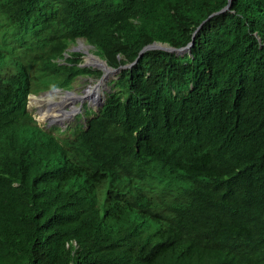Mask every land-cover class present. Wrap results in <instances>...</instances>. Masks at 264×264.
<instances>
[{
	"label": "trees",
	"instance_id": "16d2710c",
	"mask_svg": "<svg viewBox=\"0 0 264 264\" xmlns=\"http://www.w3.org/2000/svg\"><path fill=\"white\" fill-rule=\"evenodd\" d=\"M227 4L0 0V264H264V0ZM78 38L112 67L193 44L47 130L33 84L101 74Z\"/></svg>",
	"mask_w": 264,
	"mask_h": 264
},
{
	"label": "clouds",
	"instance_id": "9594fccd",
	"mask_svg": "<svg viewBox=\"0 0 264 264\" xmlns=\"http://www.w3.org/2000/svg\"><path fill=\"white\" fill-rule=\"evenodd\" d=\"M78 39H80V38H78ZM77 39V40H78ZM76 40V41H77ZM155 42V41H154ZM157 42V41H156ZM153 43V42H152ZM161 43V42H160ZM89 47H91V45H89V44H87L86 43V45H85V48H89ZM71 50H75V51H78V49H71ZM189 50V49H188ZM185 51H187V50H185ZM184 51V52H185ZM184 52H182V53H184ZM82 54H81V57L83 56V58L86 56V55H88V54H91V55H93V56H95V57H97L99 60L100 59H103V58H100L98 55H96V54H94V53H91V52H89L87 49H85L84 51H82L81 52ZM84 54V55H83ZM85 59V58H84ZM106 61V60H105ZM85 63H86V59H85V61H84ZM88 63V62H87ZM133 63H135V60L132 62V63H125V64H130V66L133 64ZM107 64V63H106ZM125 64H122V65H119L118 67H112V66H109L108 64V66L109 67H111V68H113V69H116V68H119V71L122 69V68H127V67H129V66H126V67H121V66H123V65H125ZM80 66H82L81 65V62H80V64H79ZM92 64H90V63H88V65L87 66H82V67H91V68H93V67H95L94 65H92ZM96 68V67H95ZM99 69V68H98ZM100 71H101V74L99 75V76H97V77H95V78H97V82L92 86V88H94L96 85V87H95V92L93 93L94 94V99L93 100H91V99H86V95H85V93L87 94V89L88 88H90L89 86H88V88H85V89H83V93H81V94H77V93H75V92H73V88H72V86L71 87H67V88H62V87H55V88H51V89H48V90H45V91H43V92H39V93H35L34 91L33 92H31V93H29L28 95H27V102H26V108L28 109V107H27V103H28V99L31 97V96H36L37 94H40V93H43V95H39V96H36V97H40V96H52V97H54V96H58V98L60 99V101L59 102H56V104L57 105H60V108H63V109H65L64 108V103H66V101L68 100V102L69 103H73L75 100H79V97H84V99L83 100H79V101H82V103L84 102V101H88V102H90V104H86L84 107H83V104H81V106H78V109H77V111L73 114V115H75L77 112H78V114L80 115V112H81V110H83V112L82 113H84V115L83 116H79V117H77L76 119H75V121L74 122H72V123H70L69 125H67V127H65V128H60V127H58V126H51V124H53V123H62V121L66 118V116H64V118L63 119H61V120H54V119H45V120H40L39 119V115H40V112H39V110H38V115H37V117H35L34 115H32V113H31V115H32V117L37 121V123L42 127V128H45V129H47V130H49V129H51V130H53V131H60V132H63V133H69V132H71L72 130V127H73V125H75L77 122H81V121H85V119H86V117H92L93 116V114L94 113H97L98 112V109L100 108V107H102V105H103V103H104V99H105V97H106V95L111 91V85H109V89H104V87L105 86H108V85H106V81H107V79H108V77L105 79V81H102L101 79H100V77H101V75L104 73V71H102V69L100 68L99 69ZM118 71V72H119ZM118 72H116V74L115 75H117V73ZM109 73H112V72H109ZM107 75H108V73H107ZM114 75V76H115ZM76 79H78V78H76ZM75 80V79H74ZM73 80V81H74ZM73 81L71 82V84L73 85ZM96 88H98V89H100V92H98L97 90H96ZM58 90H61V91H63L61 94H56V92L58 91ZM66 91H71V92H73V94H70V93H67ZM50 92H53V93H55L56 95H52V94H49ZM30 96V97H29ZM31 99H32V97H31ZM95 101H97V103L95 104V105H93V102H95ZM99 102H101V105L100 106H97V104L99 103ZM71 105V104H70ZM58 107V106H57ZM76 107V106H75ZM81 107H83L82 109H81ZM59 108V107H58ZM88 109H91V110H93V111H91V112H88V111H86V110H88ZM48 122L47 123V126H43V125H41V123H39V122ZM57 125H59V126H61V124H57Z\"/></svg>",
	"mask_w": 264,
	"mask_h": 264
},
{
	"label": "rangeland",
	"instance_id": "374dc122",
	"mask_svg": "<svg viewBox=\"0 0 264 264\" xmlns=\"http://www.w3.org/2000/svg\"><path fill=\"white\" fill-rule=\"evenodd\" d=\"M9 41L11 39H8ZM11 44V43H10ZM9 44V45H10ZM85 41L84 39L80 38L78 39L73 45H70L69 49H78L79 52H82L84 51L85 49H87L89 52L93 53L92 50H91V47L89 48H85ZM6 54V53H5ZM84 55V54H83ZM85 59L83 58V56L81 57V64L84 63ZM92 66V65H91ZM94 69H98V68H95L93 67ZM116 73H108L107 77V81L105 82L106 85L108 86H105L104 89H109V85H112V80H114L116 78ZM115 75V76H114ZM78 79H75L73 81V85H72V88H73V92L77 93V94H81L83 93V89L85 88H88L91 87L97 82V78H95L94 76H90V77H87V76H84V77H77ZM48 89H51V84H50V81H37L33 84V90L35 93H39V92H43L45 90H48ZM63 91L61 90H58L56 92V94H61ZM49 94H52V95H56L55 93L53 92H50ZM39 95H43V93H40V94H37L36 96H39ZM30 97V96H29ZM32 97V96H31ZM31 97L28 99V110L32 113V115H34L35 117H37L38 115V104L35 103ZM44 97H47V96H44ZM53 101H56V102H59L60 99L58 98V96H54L53 98ZM70 104L68 102V100L66 101V103H64V108L67 109V110H70ZM74 106L78 107V106H81V104H83V107L87 104H90V102L88 101H84L82 103V101H79V100H75L73 103H72ZM58 107H60V105H57ZM57 106L55 109H57ZM81 107V109L83 108ZM83 110H81L80 112V115L78 114V112L75 114V115H71L69 117H66L62 123H53L51 124V126H58L60 128H65L67 127V125H69L70 123L74 122L75 119L79 116H83L84 113H82ZM41 123V125L43 126H47V123L48 122H39ZM57 124H61V126L57 125ZM46 128V127H45Z\"/></svg>",
	"mask_w": 264,
	"mask_h": 264
},
{
	"label": "bare ground",
	"instance_id": "6f19581e",
	"mask_svg": "<svg viewBox=\"0 0 264 264\" xmlns=\"http://www.w3.org/2000/svg\"><path fill=\"white\" fill-rule=\"evenodd\" d=\"M39 4V3H38ZM82 29V28H81ZM19 34V33H18ZM16 37V36H15ZM262 42V41H261ZM256 44V43H255ZM258 45V44H257ZM260 46V45H259ZM17 47V46H16ZM255 49V48H254ZM256 50L257 47H256ZM17 51V49H16ZM257 54V53H256ZM11 56V55H10ZM74 56V55H73ZM75 58V57H74ZM86 59V62L94 65L96 68H101L102 67V61L99 60L97 57L91 55V54H88L84 57ZM6 61V60H5ZM37 66H35L36 68ZM97 86V85H96ZM95 86V87H96ZM29 87V86H28ZM95 87L94 88H88L87 89V94L85 93L86 95V99H91L93 100L94 99V92H95ZM96 90L98 92H100V89L96 88ZM53 97L52 96H47V97H44V96H40V97H36V96H32V100L38 104V110L40 112V115H39V119L40 120H45V119H54V120H61L64 118V116L66 117H69L71 115H73L78 107H75L72 103L70 105V110H67V109H63V108H56L57 104H56V101H53L52 99ZM22 101V100H21ZM70 139V138H69ZM69 221V220H68ZM146 249V248H145Z\"/></svg>",
	"mask_w": 264,
	"mask_h": 264
},
{
	"label": "water",
	"instance_id": "95a60500",
	"mask_svg": "<svg viewBox=\"0 0 264 264\" xmlns=\"http://www.w3.org/2000/svg\"><path fill=\"white\" fill-rule=\"evenodd\" d=\"M229 1L230 0H228V4L225 6V8H223V10L224 9H227L228 7H229ZM220 11H222V10H219V11H217V12H220ZM216 12V13H217ZM212 15V14H211ZM204 22V21H203ZM202 22V23H203ZM201 23V24H202ZM200 24V25H201ZM199 29V27L196 29V31ZM192 39H193V37H192ZM193 43L192 42H190L189 44H187L185 47H182V48H174V47H172V46H170V45H167L166 43H160V42H153V43H151V44H148V45H146V46H144L141 50H140V52H139V55L137 56V58L139 57V56H141L142 55V53L145 51V50H148V49H161V50H165V51H170V52H176V53H182V52H184L185 50H188L189 49V47L192 45ZM136 58V59H137ZM136 59H135V61H136ZM101 61H102V67H101V69H102V71H104V73L101 75V77H100V79L102 80V81H105V79L107 78V73H109V72H112V73H116V72H118L119 71V68H116V69H113V68H111V67H109L107 64H106V61L104 60V59H100ZM82 66H87L88 65V63L86 62H84V63H82L81 64ZM126 66H130V64H125V65H123V66H121V67H126ZM67 93H70V94H73V92H71V91H66ZM84 99V97H79V100H83ZM97 103V101H95V102H93V105H95ZM101 105V102H99L98 104H97V106H100Z\"/></svg>",
	"mask_w": 264,
	"mask_h": 264
}]
</instances>
